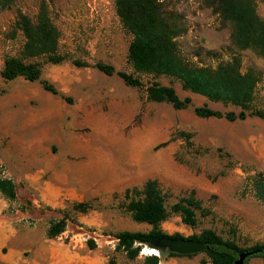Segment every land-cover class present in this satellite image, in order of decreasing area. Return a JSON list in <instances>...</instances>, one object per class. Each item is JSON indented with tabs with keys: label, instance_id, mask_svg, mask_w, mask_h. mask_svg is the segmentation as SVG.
Returning <instances> with one entry per match:
<instances>
[{
	"label": "rangeland",
	"instance_id": "374dc122",
	"mask_svg": "<svg viewBox=\"0 0 264 264\" xmlns=\"http://www.w3.org/2000/svg\"><path fill=\"white\" fill-rule=\"evenodd\" d=\"M43 1L59 34L57 53L62 60L56 64L42 57L30 60L40 66L37 81L0 78V178L13 182L20 200L7 201L3 215L34 235L45 234L50 223L65 216L64 231L50 239L60 238L73 247L77 264H145L152 256L157 264H210L202 252L169 256L141 245L137 257L129 260L115 249L113 234L150 230L131 220L125 205L137 196L126 191L154 180L167 212L159 224L165 234L189 237L209 229L241 247L264 244V205L255 199L251 186L253 176H264V121L196 117V107L221 113H237L239 108L182 90L169 76L134 71L127 60L131 35L121 26L113 0ZM40 2L12 0L0 10V68L5 57L19 56L23 39L13 28L16 15L34 19ZM254 2L257 15L264 19V0ZM160 8L181 27L174 40L188 65L213 68L237 55L241 72L257 70L249 109L264 111V61L249 49L237 51L227 24H221L201 0H161ZM95 63L110 65L140 85L126 86L115 74L106 76L95 69ZM41 81L57 94L44 91ZM152 84L170 87L190 103L174 110L167 103L147 101L145 89ZM29 184H38L45 195L51 185L75 194L56 208L37 202L31 211L30 201L22 197ZM32 189V197L38 199L37 187ZM184 197L199 203L192 226L170 209ZM78 202L88 209L74 211L71 206ZM90 241L92 249L86 245ZM16 248L23 246L0 245V264L14 257L11 252ZM150 249L152 255L145 254ZM246 264L263 263L253 257Z\"/></svg>",
	"mask_w": 264,
	"mask_h": 264
},
{
	"label": "trees",
	"instance_id": "16d2710c",
	"mask_svg": "<svg viewBox=\"0 0 264 264\" xmlns=\"http://www.w3.org/2000/svg\"><path fill=\"white\" fill-rule=\"evenodd\" d=\"M204 7L214 13L221 24L230 27V43L237 51L251 50L264 61V19L255 10L254 0H201ZM12 0H0V10L7 8ZM161 0H113L118 20L131 35L127 48V60L136 72L165 75L176 79L182 90L203 96L209 101L231 104L239 108L237 113H221L205 106L196 107L193 113L200 118L224 119L232 122L244 120L246 117H256L264 121V111L249 109L253 99L259 73L253 68L244 72L240 70V60L233 55L227 62L215 67H194L188 65L179 56L175 37L180 33V25L170 16L163 14L160 8ZM14 30H18L23 42L17 57H5L0 68V78L9 81L21 77L33 82L39 79L40 66L38 62L30 61L42 57L46 62L56 64L62 60L57 53L58 31L51 23L47 8L41 0L34 19L22 13L16 15ZM85 66V64H78ZM94 68L106 76L115 74L124 85L138 87L139 81L123 72H115L110 65L95 63ZM42 89L53 95L55 88L41 81ZM66 100V98H64ZM145 99L155 103H167L172 109L180 110L190 103L188 97L179 99L173 89L152 84L145 89ZM67 101V100H66ZM251 186L255 199L264 205V176L256 174L251 178ZM132 197L125 205L132 221L145 223L151 228L147 232L121 231L113 234L116 240L115 249L121 250L125 257L132 260L137 257L140 246L152 248V242L160 237L184 239L201 242L202 251L210 264H234L237 256L250 253L245 259L256 257L264 264V244H253L241 247L233 240L223 239L214 231L205 229L198 235L182 237L179 234L168 235L162 232L159 224L165 220L167 212L163 205L162 195L154 180H147L141 189L135 188L128 193ZM0 194L6 201L15 199V188L11 180L0 178ZM71 208L77 212H85L88 206L82 202L74 203ZM173 213L178 214L184 224L194 225L193 209H199V203L192 198L184 197L170 206ZM66 217L52 222L46 229L47 238L57 237L64 231ZM89 249L92 242L86 243ZM162 253V251H158ZM169 256H181L164 251ZM189 256V255H183ZM155 256L148 257L145 264H157Z\"/></svg>",
	"mask_w": 264,
	"mask_h": 264
},
{
	"label": "crops",
	"instance_id": "0c3cea01",
	"mask_svg": "<svg viewBox=\"0 0 264 264\" xmlns=\"http://www.w3.org/2000/svg\"><path fill=\"white\" fill-rule=\"evenodd\" d=\"M38 184L24 185L23 195L26 200L30 201L31 211H35L38 206L37 202L56 208L61 205L63 199H69L74 196L75 191L72 189L62 188L60 185H51L45 193L38 189ZM63 186V185H62ZM37 187L38 199L32 197L33 189ZM31 193V194H30ZM19 202L18 193L15 192V201ZM7 201L0 197V245L15 244L22 245L23 248L12 249L11 255L14 257L2 260L1 264H77L78 256L73 247H68L60 238L49 239L45 234L34 235L31 232H25L27 229L21 225L18 227L12 224L10 219L3 215L7 206ZM35 207V208H34ZM38 213V210H37ZM28 215H19L22 219ZM36 224L40 223V215H36ZM31 231V230H28ZM30 235V236H29ZM15 248V247H14ZM24 253L26 257L22 259Z\"/></svg>",
	"mask_w": 264,
	"mask_h": 264
},
{
	"label": "water",
	"instance_id": "95a60500",
	"mask_svg": "<svg viewBox=\"0 0 264 264\" xmlns=\"http://www.w3.org/2000/svg\"><path fill=\"white\" fill-rule=\"evenodd\" d=\"M152 248L158 251H167L178 255H191L202 252L205 246L201 242L184 239H171L160 237L152 242ZM250 253H242L237 256L234 264H244V259Z\"/></svg>",
	"mask_w": 264,
	"mask_h": 264
},
{
	"label": "bare ground",
	"instance_id": "6f19581e",
	"mask_svg": "<svg viewBox=\"0 0 264 264\" xmlns=\"http://www.w3.org/2000/svg\"><path fill=\"white\" fill-rule=\"evenodd\" d=\"M154 250H155V249H154ZM151 251H152L151 249H150L149 251L144 250L145 254H150V255H152Z\"/></svg>",
	"mask_w": 264,
	"mask_h": 264
},
{
	"label": "built area",
	"instance_id": "2783aa9c",
	"mask_svg": "<svg viewBox=\"0 0 264 264\" xmlns=\"http://www.w3.org/2000/svg\"><path fill=\"white\" fill-rule=\"evenodd\" d=\"M148 255H150V254H148Z\"/></svg>",
	"mask_w": 264,
	"mask_h": 264
}]
</instances>
